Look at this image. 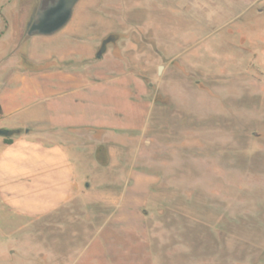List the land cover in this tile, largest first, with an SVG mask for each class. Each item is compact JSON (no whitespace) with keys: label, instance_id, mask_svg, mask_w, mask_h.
<instances>
[{"label":"rangeland","instance_id":"rangeland-1","mask_svg":"<svg viewBox=\"0 0 264 264\" xmlns=\"http://www.w3.org/2000/svg\"><path fill=\"white\" fill-rule=\"evenodd\" d=\"M77 19L36 48L99 45L61 72L77 94L10 105L76 101L104 131L81 138L75 201L0 209V264H264V0H80Z\"/></svg>","mask_w":264,"mask_h":264},{"label":"crops","instance_id":"crops-1","mask_svg":"<svg viewBox=\"0 0 264 264\" xmlns=\"http://www.w3.org/2000/svg\"><path fill=\"white\" fill-rule=\"evenodd\" d=\"M4 14L10 18L12 9L6 8ZM85 25L71 18L61 34L80 37ZM56 34L34 36L17 51L10 44V33L0 42V131L10 132L0 135V209L20 219L47 217L77 199L80 176L87 174L85 150L92 156L97 149L86 147L81 138L93 139L104 131V126L81 121L76 101L67 106L10 105L31 96H57L70 88L71 95L77 94L80 73L61 72L84 49L90 58H97L99 45L79 41L74 49L59 54L36 49ZM49 79H55L54 92Z\"/></svg>","mask_w":264,"mask_h":264},{"label":"flooded vegetation","instance_id":"flooded-vegetation-1","mask_svg":"<svg viewBox=\"0 0 264 264\" xmlns=\"http://www.w3.org/2000/svg\"><path fill=\"white\" fill-rule=\"evenodd\" d=\"M54 0H0V42L11 34V46L17 51L21 44H27L34 36L30 31L39 12L47 11ZM10 7L12 15L6 17L4 10ZM16 53V52H14Z\"/></svg>","mask_w":264,"mask_h":264},{"label":"water","instance_id":"water-1","mask_svg":"<svg viewBox=\"0 0 264 264\" xmlns=\"http://www.w3.org/2000/svg\"><path fill=\"white\" fill-rule=\"evenodd\" d=\"M80 0H54L47 11H41L36 17L30 35L52 36L62 30L71 20L75 6ZM8 136L10 132L0 131Z\"/></svg>","mask_w":264,"mask_h":264}]
</instances>
